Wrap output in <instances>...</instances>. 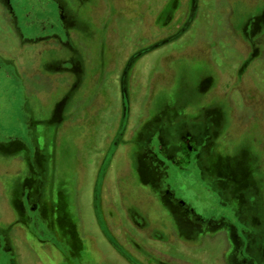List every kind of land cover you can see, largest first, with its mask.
Masks as SVG:
<instances>
[{"label":"rangeland","instance_id":"1","mask_svg":"<svg viewBox=\"0 0 264 264\" xmlns=\"http://www.w3.org/2000/svg\"><path fill=\"white\" fill-rule=\"evenodd\" d=\"M66 1L74 12L78 9L85 17L75 24L72 18H67V24H63L57 0H13V5L22 31L26 33L28 20L36 18L31 28L43 27L39 34H44V41L50 47L41 48L42 43H39L40 49L36 47L29 52L31 60L41 59L38 52L41 49L46 50L43 57H47L49 54L45 53L51 51L52 44H61L58 48L61 53L74 57L78 48L82 55L77 58L75 69L68 58L30 68L26 58L28 51L22 53L16 49L19 42L10 40L0 28V51L7 49L11 56L9 60L0 57V264H64L75 261L80 255L85 258V264H119L115 254L127 257L130 252L133 255L138 253L134 249L138 246L156 251L155 246L162 238L151 239L148 234L139 236L131 225L132 214H126L127 210H139L140 207L142 212L148 213L150 226L156 224L155 220L159 221L153 208L147 212L146 207L152 206L147 202L149 195L134 178L137 177V158L142 152L141 140L136 139L141 133L139 126L146 122L145 126L154 127V121H147L160 102L170 100L175 94V97L179 94L191 102V111L198 110L194 107L196 100L198 102L204 96L211 99L213 92H219V86H215L217 79L223 84L225 101L229 104L224 102L230 111L229 133L236 135V141L241 137L248 139L246 144L250 148L254 146L253 151L258 150L256 157L262 160L264 173V71L260 69L256 75L255 69L252 70L255 61L264 65V42L254 59L244 54L249 63L243 73L241 70L237 75L232 65L243 63L240 51L250 47V41L242 32L244 16L258 14L263 0H201L197 10L199 16L186 29L183 38L179 39L183 34L181 25L174 34L165 35L163 31L146 42L143 36H149L150 32L154 34L162 24V19L153 24L159 10H168L177 2L162 7V0H150L145 10L142 9L145 0ZM136 16H141L142 20ZM77 29L88 41L84 43L81 35H74L78 34ZM53 32L58 35L56 40H52ZM154 41L165 46L166 53L159 62L153 63L152 55L132 69L130 58L150 48ZM127 67H131L130 71ZM118 74L117 79L122 77L127 89L135 90L136 87V93L141 97L139 88H144L151 106L144 102L145 97L135 98L131 109L128 98L122 101L114 98L120 95L115 83ZM80 75H83V82L81 80L77 86L74 80ZM56 78L63 81L65 78V82L60 83ZM69 85L72 86L69 108L71 105L77 108L75 114L69 113V118L77 122L68 125L66 121L60 126L56 136L59 146L54 143L51 149L58 160L47 158V162L38 163L42 154L35 150V144L42 142L44 152H50L45 149L50 143L48 120L57 92ZM206 87L208 93L203 94ZM120 102L122 112L119 114ZM113 130L116 133L110 134ZM108 139L110 147L104 148L102 143ZM120 140L125 141V147L117 149ZM226 141L228 143L227 137ZM229 148L233 152V147ZM27 159L33 162L32 165L25 166L23 161ZM216 172H233V167L222 163L216 166ZM43 182L45 198L41 202L54 225L63 229L62 236L46 227L37 206L32 209ZM55 188L62 191L55 194L56 200ZM30 193L31 201L28 199ZM65 210L71 214L74 223L67 218ZM220 212L225 222L236 223L238 234L246 237L243 224L234 211L224 205ZM37 214L45 232L40 234L38 228L35 235L29 230L33 227V215ZM254 234L256 238L262 236L259 227ZM228 241L225 231L219 230L205 233L199 244H191L179 254L176 241L172 249L177 257L189 256L188 260L195 264H223L220 257ZM159 249L164 252L167 248L160 246ZM201 251L204 253L200 254ZM175 261L180 262L165 260L171 264Z\"/></svg>","mask_w":264,"mask_h":264},{"label":"flooded vegetation","instance_id":"2","mask_svg":"<svg viewBox=\"0 0 264 264\" xmlns=\"http://www.w3.org/2000/svg\"><path fill=\"white\" fill-rule=\"evenodd\" d=\"M149 1L150 0L143 1L144 8L142 9L146 10ZM57 2L58 14L64 19L63 24L64 22L66 23L67 18H72L74 21L73 24H75L79 18L82 19L85 17V14L79 13L78 9L74 12L66 0H57ZM171 2H177V4L169 6L168 10H159L157 17L153 20V24L159 19H162V24L158 25L159 28L154 34L150 32L149 36H143L145 42L150 37H155L158 34L160 35L163 31L165 35L174 34L181 25L183 29H181L180 32H183V34L179 35V39L183 38L186 29L193 25L194 19L198 18L199 12L197 10L199 7L198 5L202 3L201 0H162L161 5L162 7L168 6ZM261 5L258 14L251 15L248 18L247 15L244 16L245 23L242 25V32L245 38L250 41V47L242 52L239 50L243 63H232L236 68L233 71L237 75L241 74V70L243 73L246 65L249 63L245 61L244 57L246 56L244 54L247 53L254 59V56L260 52L259 48L261 43L264 42V0ZM67 14L70 15V17ZM137 18L141 19L142 17L136 16V19ZM175 18H177V24L174 22ZM35 19L32 21L28 20L26 25L27 31L26 33L23 32L18 26L19 21L14 10L13 0H0V28L3 29V34L8 36L10 40L15 39L19 42V44H16V49L22 50V53L25 50L28 51L26 58L30 68L41 66V64L48 65L51 63V60V64H53L55 61H63L68 58L73 61V69H75V65L78 63L77 58H80L81 55H79L80 52H78L77 47V49L75 48L76 53H74L75 55L73 57L71 54L61 53L58 49L62 47L61 44H52L51 51L45 53L49 54L47 57H43V52L46 50L41 49L38 51L41 59L31 60L29 52L36 47L40 49V47H38L39 43H42L41 48L44 46V48H46V46L50 48L44 41V34L42 33L43 35L41 36L39 34V32L43 30V27L38 29H35V27L31 28V26L35 25ZM41 21L43 20H37V22ZM80 23L78 22L77 24L82 25ZM91 29H93V27H91ZM77 31L78 34L76 33L74 35L80 37V29H77ZM82 31L84 33V30ZM55 36L58 35L53 32L52 40H56ZM89 37H92V35H89ZM69 38H71L70 34ZM81 40L85 43L87 38L81 35ZM163 40L165 41V39ZM164 47V44L161 45L160 42L154 41L150 48L130 58L132 59L131 63H133L131 65L132 69L135 68L140 61L152 55H154L153 63L159 62L160 57L166 53H164ZM2 50V52L0 51V57L9 60L8 57H11L7 54L9 51L7 49ZM131 54H133V52H131L130 55ZM241 58H239V60ZM145 63L143 62L142 66ZM263 66L262 62L259 63L255 61L252 70L255 69L254 73L257 75L259 72L258 70L262 69L264 71ZM130 68L131 67H127L126 69L130 71ZM118 70L120 73L122 68ZM118 77L119 74L115 78V83L118 85L117 89L119 88L120 95L114 98H118L119 101L120 99L122 101L128 98L127 100L130 108L135 98L145 97L144 102L151 106V104L148 103L150 102L149 95H145L144 88H139V91L142 93L141 97L140 93H136V87L135 90L131 87L127 89L125 80L122 79V77L117 79ZM57 80H59L60 83L63 81L61 79ZM81 80L83 82V75H80L74 82L78 86ZM63 82H65V78ZM147 84L150 85L148 80ZM217 85L219 86V92H213V98L209 99L208 96H204L200 98L198 102L196 100L194 107L198 108V110L195 109L191 111L193 107L191 102L182 99L179 94L175 97V94L170 100L160 102L157 111L153 113L152 118L147 121H154V127L150 125L145 126L146 122L141 124V127L139 126V131H141V133L136 139L141 140L142 152L140 151L141 153H139L138 151L140 155L137 158V177L134 178L147 190V195H149L147 202L152 206H150V208L146 207L147 212L153 208L157 215H159V221L155 220L154 223L156 224L150 226V221L147 220L146 216L148 213L142 212L139 207V210L131 209L126 212L128 216L132 214V216H130L133 219L131 225L136 229L129 224L127 225L139 232V236L148 234L151 239H156V237H161L162 239H160L158 241L159 244L155 246L156 251L147 249L146 247L139 248L134 240V243L138 246L134 249H136L138 253L131 255L129 252L126 254L127 257L115 254L114 256L119 264H171L165 262L166 259H176L181 262L175 261L174 264H195L188 260L189 256H184V258H182L181 256L177 257L175 255L176 252L172 249V245L175 243L174 241H176L175 247L178 248L176 251L179 254L183 249L185 250L189 247V245L192 244L196 246L199 244L201 236L205 233H214V231L219 230L225 231L227 239L229 240L226 242L223 254L220 257V261H222L223 264H264V173L261 170L262 160L256 157L258 150L256 149L253 151L255 149L254 146L250 148V146L246 144L249 141L248 139L241 137L239 141H236V135L229 133L228 122L230 121V111L226 108L224 102L227 105L229 104L225 101L226 92L223 84L218 79L215 82L216 87ZM69 86L61 90L63 92H57L55 98L56 100L57 98L59 99L57 101L55 100L56 103L54 101L53 113L48 120V124H51L47 133L50 143H48L45 149L50 152H44L42 142L39 145L35 144V150H40L42 154H39L41 156V161L39 162L38 160V163H42L43 161L47 162V158H52L55 162L58 160V157L51 149L54 143L56 146H59L60 142H57L56 136L60 131V126L62 127L66 121L69 122L68 125L77 122V120L71 121V118H69V113L75 114L77 110V108L72 105L69 108V101L71 99L70 94L72 92V90H70L72 86ZM208 90L209 88L206 87L203 94H207ZM119 112H122L121 102L118 113ZM210 115H212V117ZM60 119L66 120L60 121ZM55 122L56 125H60L55 126L53 124ZM113 133H116L115 130L110 134ZM245 136L248 137L247 135ZM104 142L102 143L104 144V148L110 147L109 139L107 142ZM116 146L117 149L125 147V141L120 140ZM229 147H233V152L230 151ZM24 148L25 147H23V149ZM250 149L253 152L250 151ZM25 161H23L25 166H30L33 163L28 159ZM222 163L225 166H232L233 172L216 174V166L219 164L222 165ZM28 173L30 176L32 175L30 171H28ZM52 176H54V174H52ZM50 181L49 179L48 182L50 183ZM44 182L41 183L42 187L39 197L33 200V205H36H32V209L35 210L37 206L39 215L42 217L46 227L51 231L59 232L62 236L63 229L59 225H54L47 210H45L44 203L41 202V200L45 198ZM61 192L62 191L58 190V188L54 189L53 194L55 200L57 199L55 194ZM31 196L30 193L28 196L30 201L32 200ZM254 199L255 202L253 201ZM224 205L234 211L235 217L242 222V230L246 233V237H241V235L238 234L239 227H237L236 223L225 222V218L220 212V207ZM64 207L66 208V206ZM65 212L67 213L68 210H65ZM66 215L67 218L69 220L71 219L72 223H74L71 214L68 212ZM37 216L38 214L36 216L33 215V227L29 230L30 233L35 235L38 228L40 229V234L45 232ZM256 227H259L262 232V236L259 238H256L254 234L256 232ZM173 236L176 237L174 241L171 240ZM160 246H164L167 249L163 252L159 249ZM158 249L162 253H159ZM193 253L198 255L199 251H194ZM202 253L204 252L201 251L200 254ZM123 258H127V260ZM85 262V258L80 255L76 256L75 261L68 263L64 262V264H85Z\"/></svg>","mask_w":264,"mask_h":264}]
</instances>
